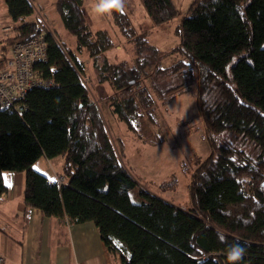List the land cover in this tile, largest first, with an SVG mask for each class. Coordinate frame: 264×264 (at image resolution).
Returning <instances> with one entry per match:
<instances>
[{
  "label": "trees",
  "instance_id": "16d2710c",
  "mask_svg": "<svg viewBox=\"0 0 264 264\" xmlns=\"http://www.w3.org/2000/svg\"><path fill=\"white\" fill-rule=\"evenodd\" d=\"M141 1L154 26L177 15L172 0ZM5 2L15 24L7 43L44 33L48 58L36 69L55 86L30 90L22 113L0 109V200L8 191L5 173L24 174L27 208L72 224L93 222L120 264H230L227 252L235 243L245 248L238 264H264V194L257 187L264 180V0H193L175 30L180 42L174 52L181 58L167 67L165 54L125 9L110 17L134 43L136 58L112 63L106 53L115 39L107 29H91L84 0L55 2L78 52L114 89L111 112L130 132H140L135 120L142 111L155 121L157 101L166 107L187 92L197 71L198 105L213 153L193 174L184 172L190 197L181 207L143 187L126 167L84 81V64L55 32L26 21L38 10L33 0ZM148 67L156 69L153 78ZM149 78L155 97L147 85L141 88ZM249 146L260 152L256 165L247 158ZM43 157L63 159L62 185L35 169Z\"/></svg>",
  "mask_w": 264,
  "mask_h": 264
},
{
  "label": "rangeland",
  "instance_id": "374dc122",
  "mask_svg": "<svg viewBox=\"0 0 264 264\" xmlns=\"http://www.w3.org/2000/svg\"><path fill=\"white\" fill-rule=\"evenodd\" d=\"M56 1L33 0L38 10L30 20L36 19L40 25L44 23L47 29L53 30L58 35L60 42L84 64L86 70L84 81L109 125L113 138L118 142L116 144L121 150L122 161L132 171L139 183L146 188L166 193L165 195L170 196L168 198L175 200L177 204L189 205L188 176L184 172H189V175L193 174L201 161L213 153L198 105L197 71H194L195 80L187 92L177 95L166 107L157 101L155 121L142 111V116L135 120L141 133L130 132L124 124L118 122L111 112L108 96L114 94V89L108 83L100 82L99 74L93 67L92 60L85 53L78 52L76 38L67 32L56 12ZM172 1L177 9L176 17L163 26H154L149 20L141 0H123L124 9L139 32H146L151 45L159 51L160 55L165 54L162 59L163 67L171 66L181 58L174 52L180 42L175 30L188 14L193 2V0ZM97 3L98 0H84V11L93 31L107 29L115 39V47L106 53L108 61L132 63L136 58L134 43L122 37L113 24L110 13L97 14L94 12ZM4 24L15 26L8 14L5 0H0V28ZM104 59V56H101L98 63L102 64ZM155 70L154 67H148L146 71L152 74L153 78ZM228 70L231 73L230 66H228ZM142 85H147L150 93L155 97L156 94L150 87V78L143 80L141 88ZM247 154L249 161L255 165L261 159L256 146L255 148L247 147ZM184 165H186L185 170L183 169ZM57 178L64 182L63 176ZM260 183L257 187L264 194V180ZM165 188L167 190L164 191Z\"/></svg>",
  "mask_w": 264,
  "mask_h": 264
},
{
  "label": "crops",
  "instance_id": "0c3cea01",
  "mask_svg": "<svg viewBox=\"0 0 264 264\" xmlns=\"http://www.w3.org/2000/svg\"><path fill=\"white\" fill-rule=\"evenodd\" d=\"M30 18L26 21H36ZM6 26L10 25L0 28V40ZM34 167L52 183L59 176L66 179L61 157L52 160L43 157ZM4 179L8 191L0 200V253L7 257L3 264H120L119 257L109 252L93 222L72 224L67 218L46 217L37 209H29L24 202L25 175L7 172ZM147 189L182 206L166 193Z\"/></svg>",
  "mask_w": 264,
  "mask_h": 264
},
{
  "label": "built area",
  "instance_id": "2783aa9c",
  "mask_svg": "<svg viewBox=\"0 0 264 264\" xmlns=\"http://www.w3.org/2000/svg\"><path fill=\"white\" fill-rule=\"evenodd\" d=\"M42 25L45 26L44 23ZM12 29L11 26L3 27L4 38L0 40V109L22 113L27 108L24 99L30 90L54 87L55 83L43 78L36 69L48 58L45 34L41 33L25 42L7 43ZM55 183L63 184L58 178ZM6 258L4 253H0V264Z\"/></svg>",
  "mask_w": 264,
  "mask_h": 264
},
{
  "label": "clouds",
  "instance_id": "9594fccd",
  "mask_svg": "<svg viewBox=\"0 0 264 264\" xmlns=\"http://www.w3.org/2000/svg\"><path fill=\"white\" fill-rule=\"evenodd\" d=\"M123 0H98V3L94 7V12L97 14L111 13L112 11H123ZM245 248L235 243L228 249L227 259L230 264H238L243 259Z\"/></svg>",
  "mask_w": 264,
  "mask_h": 264
}]
</instances>
